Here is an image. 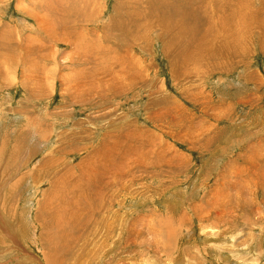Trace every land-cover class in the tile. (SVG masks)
<instances>
[{
  "label": "rangeland",
  "instance_id": "obj_1",
  "mask_svg": "<svg viewBox=\"0 0 264 264\" xmlns=\"http://www.w3.org/2000/svg\"><path fill=\"white\" fill-rule=\"evenodd\" d=\"M261 9L0 0V264H264Z\"/></svg>",
  "mask_w": 264,
  "mask_h": 264
},
{
  "label": "bare ground",
  "instance_id": "obj_2",
  "mask_svg": "<svg viewBox=\"0 0 264 264\" xmlns=\"http://www.w3.org/2000/svg\"><path fill=\"white\" fill-rule=\"evenodd\" d=\"M187 4L190 5L188 2H187ZM190 6H192V5H190ZM259 12L260 13H264V9H261ZM174 15H175V9L166 10L165 13L160 16V24H161V26H163L165 28H168L169 30H172V29L180 27L178 30L180 32H183L185 34V37H184V40H179V39L173 37L171 39V41L169 42V46H168L167 51H172V53L175 55V54H179V53L183 52L187 48L185 50V57L189 60L190 57H189V54H188L189 53L188 49L190 48V46L184 45L183 41H185V40L187 41V39L191 43L197 41L198 34H199V27L196 26V25L195 26H187V27H185V26L182 25V23L180 21L173 22ZM244 15L245 14L241 11L240 18L243 17ZM176 16H178L180 18L182 17V15H180V14H176ZM188 16H189V18L191 17L190 15H188ZM240 18H238V16H237L236 20H239V22H240ZM225 21L227 23L231 22V14L230 13L226 17ZM238 26H234V29H238L239 30ZM261 27H262L261 30H260V26H255L254 29L256 31H259V30L261 32L263 31V33H264V18L261 21ZM246 32H247V30L245 29L243 31V33H246ZM223 34L228 35V34H230V32L229 33H223ZM237 37H238V35L233 33V38H229L227 41H231V40H233V39H235ZM212 44H213V42H212ZM196 46H197V49H200L198 51V53H199L198 57H200L203 54L205 57L212 58L211 57L212 55L209 53V51L211 50L212 47L208 43V40L200 39ZM216 53H218V54H215L216 56L222 55V53H220V52L216 51ZM83 170H82V168L80 169V172H79L80 174L77 173L76 175H69L67 177L66 181H69L71 183V185H72L73 184V180L72 179L75 178V177H79L81 179H85V178H89L91 175H93L92 169L86 170L85 173H84ZM62 185H64V184H62ZM65 191H66V188L61 191L63 193V195H64Z\"/></svg>",
  "mask_w": 264,
  "mask_h": 264
}]
</instances>
